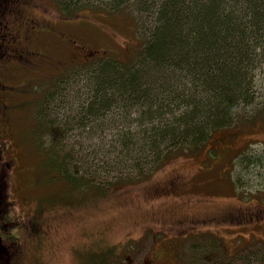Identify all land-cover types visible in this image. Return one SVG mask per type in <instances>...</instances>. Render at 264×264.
Returning a JSON list of instances; mask_svg holds the SVG:
<instances>
[{"label": "trees", "instance_id": "16d2710c", "mask_svg": "<svg viewBox=\"0 0 264 264\" xmlns=\"http://www.w3.org/2000/svg\"><path fill=\"white\" fill-rule=\"evenodd\" d=\"M44 1L45 8L30 4L27 27L34 15L45 18L43 42L47 54L56 50L51 43H65L64 38L68 41V37L56 31L55 25L66 27L78 18L76 24L90 22L89 19L106 20L110 14L130 17L139 40V49L129 60L83 47L86 53L82 59L68 49V54L62 52L65 58L48 54L49 62L41 63L39 69L51 79L45 81L42 91H36L37 76H28L24 83L25 90L30 88L37 95L31 101L32 110L28 112L31 116L26 115L29 131L23 148L29 145L41 166L48 165L45 183L56 186V194L59 193L56 197L63 205L102 199L122 185L141 186L167 163L195 155L206 144L211 143L209 150L214 152V143L228 139L232 130L242 126L235 121L240 107H249L259 96L255 72L264 62V0ZM34 3L37 4L36 0ZM96 52L101 54L99 58H94ZM52 67L63 69L53 75ZM69 87L81 91L75 110L80 122L76 123V117L70 118L76 128L86 127L87 121H103L119 108L136 116L138 124L134 129L127 127L117 134L114 147L121 155L112 165L106 163L99 168L103 169L101 172L91 170L89 160L82 170L76 164L77 146L70 147L57 138L67 133L68 123L58 122L51 114L71 102ZM253 109L256 112L247 118L252 125L256 121L264 125V104ZM22 110L16 109L18 121L22 120ZM260 122L257 125L263 126ZM246 146L231 158L232 169L236 171L232 185L238 193L243 192L246 184L241 180L243 174L251 170L258 173L259 167L264 170V156L250 153ZM122 169L135 171L110 177L113 170ZM60 195L70 196L69 201ZM13 220L20 221L10 215L4 224L9 222L11 232L20 228L26 234L23 237H27L28 220L21 225ZM19 237L0 236V264H10L15 258L13 264H21L18 256L28 242L25 244ZM217 241L211 239L209 253L199 251L195 245L192 264H264V243L248 244L229 254L224 243ZM119 257L115 247H105L90 253L84 264H121Z\"/></svg>", "mask_w": 264, "mask_h": 264}, {"label": "rangeland", "instance_id": "374dc122", "mask_svg": "<svg viewBox=\"0 0 264 264\" xmlns=\"http://www.w3.org/2000/svg\"><path fill=\"white\" fill-rule=\"evenodd\" d=\"M36 2L42 8L47 7L44 0ZM32 3L37 5L34 0ZM78 20L67 23L66 27L55 25L56 31L68 37V41L64 38L65 43L61 42L64 46L51 43L50 46L56 50L48 52L50 56L57 54V57L65 58L68 49L82 59L86 53L83 48L107 51L124 60L136 55L139 40L130 17L110 14L106 20L89 19L90 22L76 24ZM79 25L83 28H79ZM96 53L94 58H99L101 54ZM260 68L255 72L259 96L249 107H240L239 117L235 121H240L242 126L231 131L233 135L228 138L229 141L224 139L221 143H214V152L209 150L212 147L209 143L195 155L167 163L141 186L140 183L130 187L122 185L102 199L63 205L56 197L59 196L56 186L45 183L48 165L41 166L40 159L29 145L24 148L22 167L10 169L6 178H3V183L9 189L7 198L10 200V215L20 220L13 222L21 225L28 220L27 237H23L26 234L20 228L10 233L20 236V240L23 238L25 244L28 242L24 252L18 256L21 264H84L90 253L105 247H115L121 264H192V249L195 245L199 251L209 253L210 241L216 237L221 238L220 241L230 254L248 244L264 243V170L259 167L258 173L251 170L249 174H243L244 178L241 176V180L246 183L243 192L238 193L232 185V175L236 172L232 169L235 152L239 153L248 143H252L246 146L248 151L264 156V145L260 144L264 143V125L260 121L252 125L253 122L247 118L256 112L254 107L264 104L259 102L264 101V62ZM46 69L42 67V70ZM62 69L52 67L50 73L57 75ZM50 79V76L44 77L45 81ZM43 86L44 81L37 86L36 91L40 92ZM72 90L71 87V102L51 114L58 122L68 123L67 133L57 138L63 139L70 147L77 146L76 164L82 170L89 160V168L101 172L103 169L99 168L106 163L112 165L121 155L119 149L114 147L119 137L117 134L125 132L127 127L134 129L138 124L136 116L128 115L130 111L119 108L112 114L110 112L103 121H87L86 127L77 125L76 128L70 118L76 117V123L80 122L75 110L78 103L76 99L81 91L79 88ZM48 107L51 108L50 103ZM29 109L32 110L31 107L22 110V120L14 124L15 136L22 144L29 131L26 116ZM259 122L263 126H258ZM134 171L113 170L110 177ZM171 183L176 189L170 193ZM182 194L183 199L178 205L171 206L168 203ZM60 198L69 201L70 196L64 198L60 195ZM231 210L233 213L228 217L229 222H226L222 215ZM256 210L260 211L254 212ZM187 214L194 215L184 216ZM211 214L218 215L208 216ZM250 215L254 217L248 220ZM216 217L212 221L211 218ZM182 224L192 225L180 227ZM7 244L8 241L5 243L8 248Z\"/></svg>", "mask_w": 264, "mask_h": 264}, {"label": "flooded vegetation", "instance_id": "af4514ba", "mask_svg": "<svg viewBox=\"0 0 264 264\" xmlns=\"http://www.w3.org/2000/svg\"><path fill=\"white\" fill-rule=\"evenodd\" d=\"M30 2L0 0V236L3 238L11 233L9 222L4 224L10 217V200L1 180L10 169H20L24 161L23 144L17 140L14 131L18 107L14 95L19 90L14 84L16 67L26 65L30 71L40 72L41 63L49 62L43 42L46 24L34 18L27 27Z\"/></svg>", "mask_w": 264, "mask_h": 264}]
</instances>
